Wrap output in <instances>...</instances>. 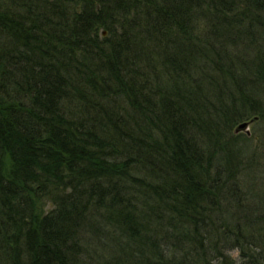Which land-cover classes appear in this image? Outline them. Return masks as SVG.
<instances>
[{"label": "trees", "instance_id": "trees-1", "mask_svg": "<svg viewBox=\"0 0 264 264\" xmlns=\"http://www.w3.org/2000/svg\"><path fill=\"white\" fill-rule=\"evenodd\" d=\"M0 264H264V0H0Z\"/></svg>", "mask_w": 264, "mask_h": 264}, {"label": "water", "instance_id": "water-1", "mask_svg": "<svg viewBox=\"0 0 264 264\" xmlns=\"http://www.w3.org/2000/svg\"><path fill=\"white\" fill-rule=\"evenodd\" d=\"M103 34H106V31H103ZM257 116H254L253 118H250L248 120L241 121L240 123L237 124V126L234 128V131L236 133L243 131L246 132L247 134H251V130L249 128L250 124L253 123L255 120H257Z\"/></svg>", "mask_w": 264, "mask_h": 264}, {"label": "rangeland", "instance_id": "rangeland-1", "mask_svg": "<svg viewBox=\"0 0 264 264\" xmlns=\"http://www.w3.org/2000/svg\"><path fill=\"white\" fill-rule=\"evenodd\" d=\"M260 124H261V123L258 122V121H257V122H253V123H251L250 126H249L251 132H254L255 129H258L259 126H260Z\"/></svg>", "mask_w": 264, "mask_h": 264}]
</instances>
